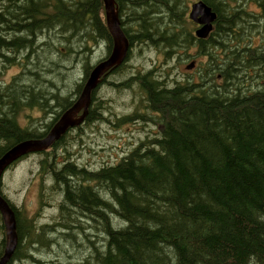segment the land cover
<instances>
[{
  "label": "trees",
  "instance_id": "obj_1",
  "mask_svg": "<svg viewBox=\"0 0 264 264\" xmlns=\"http://www.w3.org/2000/svg\"><path fill=\"white\" fill-rule=\"evenodd\" d=\"M116 1L130 50L126 62L111 74L124 70L136 42L162 47L167 57L196 45L209 66L198 82L169 84L168 76L149 71L117 84L137 86L140 103L156 116L159 135L116 165L97 171L72 163L58 168V149L71 130L39 153L48 155L41 162L43 176L52 178L53 191L62 197L64 222L57 226L64 234L22 218V211L2 193L16 213L19 236L9 264L32 263L35 258L26 250L58 245L55 234L65 245L75 246L78 226L68 222L77 219L99 227L105 238L89 247L87 257L63 264H264V0H204L218 14L205 39L184 26L187 6L180 0ZM246 1L258 3L261 16L254 19L243 11L241 2ZM235 2L239 6L234 8ZM246 30H259L260 42L255 44L254 35L245 36ZM51 37L62 49L51 47ZM90 43L94 48L106 44L108 56L113 50L103 0H0V67H22L9 83L0 71V158L22 141L45 137L76 101L64 98L53 83L44 88L42 71L55 77L64 72L60 64L42 69L41 45L58 56H65L64 49L75 56L91 53ZM92 69L85 67L84 81ZM84 85L77 86L78 97ZM97 90L82 125H96L103 118L92 109ZM49 102H58L61 112L45 124L42 134L19 123L23 111H46ZM133 118L148 120L146 114ZM0 221L5 232L1 214ZM5 246L4 237L0 257Z\"/></svg>",
  "mask_w": 264,
  "mask_h": 264
},
{
  "label": "rangeland",
  "instance_id": "obj_2",
  "mask_svg": "<svg viewBox=\"0 0 264 264\" xmlns=\"http://www.w3.org/2000/svg\"><path fill=\"white\" fill-rule=\"evenodd\" d=\"M180 1H182V7L187 6L186 24L184 26L194 33L196 25L188 15L191 5L198 0ZM241 3V9L251 18L256 19L258 18L256 16H261L259 13L260 8L255 2L246 1ZM235 6H239V3L235 2L233 7L235 8ZM130 16V11L127 10L124 15V19L128 18L126 25L130 24ZM260 20L259 23L262 25L263 20ZM260 31L252 30L250 33L246 30L245 36L254 35L255 44H258L261 38ZM47 40H49L51 47H56V45H59V48L62 47L56 38L51 37ZM42 47L43 45H41L38 53V57L42 61V69L52 70L56 64H60L64 73L62 76L60 72L61 76L55 77L42 71L40 74L44 82L41 81V83L48 90L51 86L50 84L53 83L55 87L61 89V95L71 101L77 99L79 95L77 94V86L87 81H84L85 67H94L108 56L106 44L94 48V44L90 43L89 48H94L91 53H80L75 56L64 48L62 53L65 56H58L54 53L46 52L49 51L47 47ZM74 48H76V45ZM166 52L162 47H154L151 44L138 42L134 44L131 52L132 57L126 63L124 70L121 73L116 72L109 75L106 79L107 81L96 92V100L92 109L98 115L103 114L101 122L96 125H89V122H87L82 126L80 125L81 127L78 126L71 130L66 136V140L63 143L64 146L58 149L57 158H59L60 163L58 168H61L66 163H72L81 168L97 171L105 166L116 165L139 145L147 143L159 135L158 126L155 124L156 116L147 112L145 106L140 103L141 100L138 99L140 98V92L137 86L126 87L128 85L117 86V84L126 83L130 78L137 75L140 76V74L142 75L149 71H153L158 76H168L169 84H186L192 80L198 82L201 80V73L205 72V69L209 66V58L206 55H201L196 45L178 48L173 51L174 53L170 57H167ZM78 57L82 60L84 57H88V60L76 63L75 59ZM136 59L137 61L135 62ZM193 61H195L196 67L192 70H187L186 67ZM0 71L3 74L1 78L9 83L21 74L22 67L14 65L5 69V66L2 65ZM27 84L30 85L31 83L28 82ZM253 84L255 87L258 85L256 82ZM57 94L59 95L60 91ZM60 112L61 108L58 102H49L46 111L40 108H30L23 111L19 116V123L23 127L34 126L36 127L35 132L42 134L45 131V124L50 123ZM136 114H146L148 120L144 121L145 119L143 118L132 119ZM125 117L131 119L124 121ZM45 158L47 159L48 155L33 154L12 165L4 175L1 192L22 211V218L27 217L34 220L38 227H54L52 232L57 230V234L61 235L64 232L58 229L59 226L57 225L64 222L61 219L59 210L62 197L60 194L56 195V192L53 191L55 183L52 178L49 175L43 176L41 162ZM42 190H45L43 197V194H41ZM101 194L105 195L103 192ZM42 199L44 202H42ZM43 203L46 206H43ZM1 224L2 221H0V241L4 237L6 238L5 232L1 230ZM75 224L78 226L75 246L65 245L64 240H61L59 235H52V238L60 243L58 245L53 244L47 251L40 248V251H38L39 249L34 248L31 253L30 249H27L26 252L32 255L35 261L24 264L74 263L83 259V256H88L91 245L95 247L103 244L105 237L100 232L99 227L82 219H77L71 223L68 222V225ZM16 264L23 263L17 262Z\"/></svg>",
  "mask_w": 264,
  "mask_h": 264
},
{
  "label": "water",
  "instance_id": "obj_3",
  "mask_svg": "<svg viewBox=\"0 0 264 264\" xmlns=\"http://www.w3.org/2000/svg\"><path fill=\"white\" fill-rule=\"evenodd\" d=\"M103 3L107 27L113 37V50L110 56L93 68L77 101L62 114L58 122L45 137L22 141L10 148L0 158V185L6 171L13 164L31 154L47 151L65 136L70 129L82 125L89 114L95 90L110 72L120 67L127 60L130 42L122 26L117 1L103 0ZM189 16L191 20L200 25L196 29L195 34L201 39H205L211 34L214 29V23L218 18L217 12L204 0H199L192 4ZM195 66L196 63L193 61L186 69L192 70ZM0 214L4 222L6 234V246L3 255L0 257V264H9L19 245L17 217L11 204L3 197L1 191Z\"/></svg>",
  "mask_w": 264,
  "mask_h": 264
},
{
  "label": "flooded vegetation",
  "instance_id": "obj_4",
  "mask_svg": "<svg viewBox=\"0 0 264 264\" xmlns=\"http://www.w3.org/2000/svg\"><path fill=\"white\" fill-rule=\"evenodd\" d=\"M256 3V2H255ZM258 6H259V8H260V12L259 13H262V10H263V8L258 4V3H256Z\"/></svg>",
  "mask_w": 264,
  "mask_h": 264
},
{
  "label": "bare ground",
  "instance_id": "obj_5",
  "mask_svg": "<svg viewBox=\"0 0 264 264\" xmlns=\"http://www.w3.org/2000/svg\"><path fill=\"white\" fill-rule=\"evenodd\" d=\"M85 86V85H84ZM83 89H84V87H83ZM83 89H82V91H83ZM82 93V92H81Z\"/></svg>",
  "mask_w": 264,
  "mask_h": 264
}]
</instances>
